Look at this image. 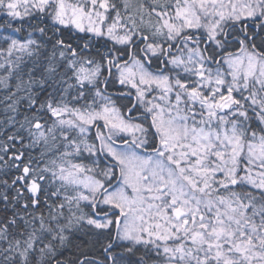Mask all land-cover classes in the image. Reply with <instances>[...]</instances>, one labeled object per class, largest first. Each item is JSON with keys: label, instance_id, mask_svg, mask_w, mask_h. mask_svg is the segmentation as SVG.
I'll return each instance as SVG.
<instances>
[{"label": "snow or ice", "instance_id": "obj_1", "mask_svg": "<svg viewBox=\"0 0 264 264\" xmlns=\"http://www.w3.org/2000/svg\"><path fill=\"white\" fill-rule=\"evenodd\" d=\"M0 264H264V0H0Z\"/></svg>", "mask_w": 264, "mask_h": 264}]
</instances>
